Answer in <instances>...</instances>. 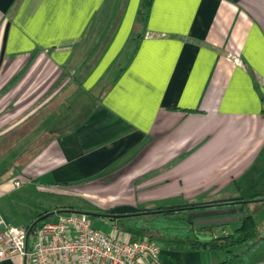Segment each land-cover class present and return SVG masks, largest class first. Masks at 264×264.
<instances>
[{
    "label": "crops",
    "instance_id": "obj_1",
    "mask_svg": "<svg viewBox=\"0 0 264 264\" xmlns=\"http://www.w3.org/2000/svg\"><path fill=\"white\" fill-rule=\"evenodd\" d=\"M138 4L0 0V218L34 220L14 219L8 192L61 188L116 214L249 201L264 236V0H152L136 28Z\"/></svg>",
    "mask_w": 264,
    "mask_h": 264
},
{
    "label": "built area",
    "instance_id": "obj_2",
    "mask_svg": "<svg viewBox=\"0 0 264 264\" xmlns=\"http://www.w3.org/2000/svg\"><path fill=\"white\" fill-rule=\"evenodd\" d=\"M13 186L20 182L13 181ZM161 252L153 238L133 237L115 226L107 233L97 230L77 210H56L50 221L35 227H10L0 218V261L20 257L24 264H163Z\"/></svg>",
    "mask_w": 264,
    "mask_h": 264
},
{
    "label": "trees",
    "instance_id": "obj_3",
    "mask_svg": "<svg viewBox=\"0 0 264 264\" xmlns=\"http://www.w3.org/2000/svg\"><path fill=\"white\" fill-rule=\"evenodd\" d=\"M152 0H139L135 26H144L150 11ZM249 201H234L204 206H170L158 207L153 211L145 209L132 213L113 214L104 212H84L71 207H63L60 210H77L87 214L91 219L95 216L105 217L113 221L117 228L131 234L133 237L149 236L161 247L170 251L188 250H226L228 258L220 264H256L258 259L264 258V250L257 249L264 236L260 235L257 219L251 215L245 207ZM229 205H238L242 208L243 219L239 226L228 234H223L228 223L213 225H196L195 220L189 217L192 211L216 208ZM54 211H44L37 215L28 226L35 227L52 219ZM219 228L220 234L213 231ZM201 237H210L202 239ZM239 245H247L241 255H233L231 248ZM256 253V256H252ZM163 264H182L180 259L171 258L167 254H161Z\"/></svg>",
    "mask_w": 264,
    "mask_h": 264
},
{
    "label": "rangeland",
    "instance_id": "obj_4",
    "mask_svg": "<svg viewBox=\"0 0 264 264\" xmlns=\"http://www.w3.org/2000/svg\"><path fill=\"white\" fill-rule=\"evenodd\" d=\"M91 199H89L90 201ZM5 203V207L12 212L14 219L17 222H28L31 219H35L39 213L44 212L45 210L52 211L53 209H59L63 207H82L87 208L89 210H85L87 212H108L114 213L110 208H106L104 206H99L98 208L92 207L88 204V201L81 198L78 195L69 194L67 191L61 188L53 189L49 192H41L40 194H34V197H17L14 193L8 192L3 199ZM92 201V200H91ZM90 201V202H91ZM158 207H166V206H158ZM145 208L147 211H153L156 208ZM94 208V209H92ZM93 210V211H91ZM95 210V211H94ZM143 210V209H142ZM92 224L95 229L110 232L114 224H111L110 220L105 217H93L91 219ZM15 224V223H13ZM226 227L232 228V224H227ZM226 232V231H225ZM232 232V231H227ZM220 233V229H216V234ZM224 234V233H223ZM228 234V233H227Z\"/></svg>",
    "mask_w": 264,
    "mask_h": 264
},
{
    "label": "water",
    "instance_id": "obj_5",
    "mask_svg": "<svg viewBox=\"0 0 264 264\" xmlns=\"http://www.w3.org/2000/svg\"><path fill=\"white\" fill-rule=\"evenodd\" d=\"M2 53L0 55V64L2 62ZM237 208L223 207V208H206L189 213V217L195 220L196 225H213L229 223L236 220H242V214H236ZM202 239H210V237H201Z\"/></svg>",
    "mask_w": 264,
    "mask_h": 264
}]
</instances>
